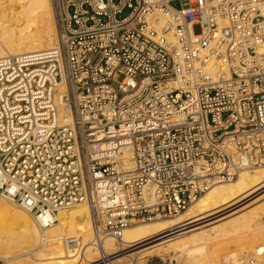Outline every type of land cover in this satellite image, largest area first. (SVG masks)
<instances>
[{
    "label": "built area",
    "instance_id": "obj_1",
    "mask_svg": "<svg viewBox=\"0 0 264 264\" xmlns=\"http://www.w3.org/2000/svg\"><path fill=\"white\" fill-rule=\"evenodd\" d=\"M51 2L57 46L0 57V201L121 241L264 167V0Z\"/></svg>",
    "mask_w": 264,
    "mask_h": 264
},
{
    "label": "bare ground",
    "instance_id": "obj_2",
    "mask_svg": "<svg viewBox=\"0 0 264 264\" xmlns=\"http://www.w3.org/2000/svg\"><path fill=\"white\" fill-rule=\"evenodd\" d=\"M56 46L51 0H0V57ZM93 234L86 205L57 213L56 223L44 228L15 203L0 201V264H138L155 258L245 264L257 260L264 245V167L214 185L178 217L127 228L121 241L99 243Z\"/></svg>",
    "mask_w": 264,
    "mask_h": 264
},
{
    "label": "rangeland",
    "instance_id": "obj_3",
    "mask_svg": "<svg viewBox=\"0 0 264 264\" xmlns=\"http://www.w3.org/2000/svg\"><path fill=\"white\" fill-rule=\"evenodd\" d=\"M253 256V255H251ZM167 258H163L162 260L158 258L155 259H143V261L141 260L140 263L138 264H170V262L168 261ZM146 260V261H145ZM118 264H128L126 261H120Z\"/></svg>",
    "mask_w": 264,
    "mask_h": 264
}]
</instances>
